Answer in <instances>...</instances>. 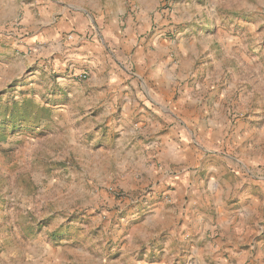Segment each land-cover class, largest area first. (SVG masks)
<instances>
[{
  "label": "rangeland",
  "instance_id": "1",
  "mask_svg": "<svg viewBox=\"0 0 264 264\" xmlns=\"http://www.w3.org/2000/svg\"><path fill=\"white\" fill-rule=\"evenodd\" d=\"M77 1L83 20L43 49L25 37L50 2L0 0V123L15 102L52 109L41 126L0 127V264H264V0ZM154 39L170 87L137 64ZM83 40L157 102L155 118L133 114V134L117 93L84 112L87 88L47 70ZM71 68L67 80H87ZM167 126L198 156L170 164L156 138Z\"/></svg>",
  "mask_w": 264,
  "mask_h": 264
},
{
  "label": "crops",
  "instance_id": "2",
  "mask_svg": "<svg viewBox=\"0 0 264 264\" xmlns=\"http://www.w3.org/2000/svg\"><path fill=\"white\" fill-rule=\"evenodd\" d=\"M48 1L50 3H47L42 7L49 8L46 11L50 12V17H36L38 13L35 12V16L33 19L35 25H33L32 28H28V36L25 37V39L31 40L34 44H36L37 41L45 40L48 37L55 40L59 39L64 29L70 26L72 27L73 25L78 26V22H81V20H83V13H81V11L85 12L90 8L88 3H85V1L57 0L56 2H53L52 0H47V2ZM58 2L60 3V8L56 10L53 6H55ZM25 3L26 2H23V0H21L20 2V4L26 5ZM33 6L39 8V6L34 3ZM57 15L62 16L57 17ZM101 39L103 41L102 37ZM102 41L101 43L96 42L95 40L79 41L72 45V47H70V49L68 50L69 52L67 51L68 53H63V51H61L62 53L58 57H55V59H52L50 66L46 68L49 71L53 69V72H59L60 77L58 78V84L67 85V88L72 91L75 90V87L78 86L81 87V89L87 88L86 93L83 94L86 98V101L84 100L79 103L80 106H83L84 112L92 104V102H89V99L95 100L96 93H99L100 97L107 96V93L109 92L117 93L116 95L118 96H116L115 98L121 97L120 105L123 109L122 111L124 116V118L121 119L122 124L120 125L119 129L123 131V134L125 136L129 132L133 134V121L135 120L133 118V114L137 112H143L144 114L140 118H146L145 113L148 117L155 118L157 109L156 105L158 104L148 94H145V92H147L146 90L139 93L138 84L131 78L129 73H126L125 71L114 67V65H112L111 68L109 67V56H107L105 48H103L102 46L104 45ZM41 42L43 41L38 42V47L43 48L44 46H39L42 44ZM153 42L155 43L153 46V49L155 51L151 50V48H148L147 53L143 54L141 57H137V64L141 66L143 65V63L146 64L144 65L146 71H142V73L147 80H149V77H154L156 83L158 81H163V79H169V83L167 85L168 87H170L171 74L168 72V65L163 64V60L161 59V57H159L161 49L160 41H158V39H154ZM153 53L154 55H152ZM38 61L44 62L42 60ZM67 62H73V64L80 69L79 70L71 68L69 71L70 75L67 76H71V78L76 79L78 78L77 74L86 72L83 71V69H86L88 70V72H86L87 80L81 83L76 82L74 79L67 80L64 77V75H66L64 73V67L67 65ZM98 64L100 67L99 71L102 72L101 74L97 73L99 72L97 68ZM39 65L40 62L38 66ZM167 76H169V78H167ZM62 88L64 87L62 86ZM153 89L156 97L158 98V96H160L158 95L160 91L156 86H153ZM183 98V105H190L193 102L190 100H185V97ZM112 106L113 104L108 106L107 109L110 110ZM147 108H151L152 112L147 110ZM103 109H106L105 104L103 106ZM154 111L155 113H153ZM157 121L159 122L158 127H162L160 119H158ZM215 125L216 121L209 118V128L202 130L203 139L212 141L213 137L216 135ZM157 134L158 135L156 136V138H159V140L161 141V154L166 157V160L169 161L170 164L179 163L183 160L190 159L195 154L198 156V154L194 150L193 145L190 143V139L185 136V133H178V131H175L174 129L167 126L159 133L157 132ZM209 164L211 166V162ZM141 173H143V171ZM182 178H185L184 180L186 181H190L187 174H182L178 180H182Z\"/></svg>",
  "mask_w": 264,
  "mask_h": 264
},
{
  "label": "trees",
  "instance_id": "3",
  "mask_svg": "<svg viewBox=\"0 0 264 264\" xmlns=\"http://www.w3.org/2000/svg\"><path fill=\"white\" fill-rule=\"evenodd\" d=\"M27 102L32 103V108L26 107ZM8 108L9 111L5 113L4 122L0 123V127L6 126L9 123L13 125L16 122L28 121L31 118L36 121V126H41L43 120L49 116L52 111L50 107L36 103L33 100L15 102Z\"/></svg>",
  "mask_w": 264,
  "mask_h": 264
},
{
  "label": "built area",
  "instance_id": "4",
  "mask_svg": "<svg viewBox=\"0 0 264 264\" xmlns=\"http://www.w3.org/2000/svg\"><path fill=\"white\" fill-rule=\"evenodd\" d=\"M68 38H69V39H72V38H73V35H72V34L68 35ZM77 77H80V78H87V73H86V72L78 73V74H77Z\"/></svg>",
  "mask_w": 264,
  "mask_h": 264
}]
</instances>
